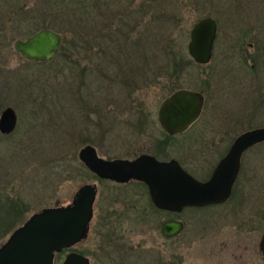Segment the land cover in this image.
Wrapping results in <instances>:
<instances>
[{"label":"rangeland","instance_id":"rangeland-1","mask_svg":"<svg viewBox=\"0 0 264 264\" xmlns=\"http://www.w3.org/2000/svg\"><path fill=\"white\" fill-rule=\"evenodd\" d=\"M169 2L0 0V113L12 106L19 117L13 134L0 133V193L24 203H16L12 217L0 210V246L34 212L67 204L79 186L95 183V215L121 203L118 237L142 245L148 261L161 255L165 264H264V143L245 155L229 202L148 220L141 217L149 208L145 188L91 177L79 158L87 144L104 158L151 152L180 159L207 179L238 135L264 126V53L252 67L256 50L248 44L257 38L264 49V0H177L182 14L173 27L158 20ZM207 16L218 23L213 60L195 63L180 81L181 88L206 95L205 110L188 131L168 138L158 119L169 95L162 66L173 48L192 59L190 32ZM44 26L66 30L68 43L45 62L26 60L15 41ZM163 73L161 83L153 82ZM169 219L183 220L185 230L165 237L161 227ZM89 239L76 249L92 250Z\"/></svg>","mask_w":264,"mask_h":264},{"label":"water","instance_id":"water-1","mask_svg":"<svg viewBox=\"0 0 264 264\" xmlns=\"http://www.w3.org/2000/svg\"><path fill=\"white\" fill-rule=\"evenodd\" d=\"M217 21L207 16L200 19L190 32L188 50L200 65L209 64L214 55ZM63 45V35L43 28L27 39H17L15 50L30 61H47ZM205 96L196 90L181 88L163 100L159 122L170 136L186 132L202 115ZM17 125V113L7 107L0 117V129L11 133ZM264 142V127L249 129L238 135L228 153L221 159L208 180H200L185 170L176 159L163 161L150 154L134 159H106L97 148L87 144L79 152L80 160L95 175L118 183L132 180L144 182L154 205L164 211L180 213L189 207H206L228 201L241 170L243 154ZM98 186L84 183L69 203L44 207L34 212L12 231L0 246V264H56L57 255L65 249L85 242L91 233L95 216ZM185 229L182 220H166L161 231L167 238L180 235ZM264 255V234L259 241ZM61 264H92L91 258L69 251Z\"/></svg>","mask_w":264,"mask_h":264},{"label":"trees","instance_id":"trees-1","mask_svg":"<svg viewBox=\"0 0 264 264\" xmlns=\"http://www.w3.org/2000/svg\"><path fill=\"white\" fill-rule=\"evenodd\" d=\"M156 3L159 0H155ZM166 2V1H165ZM169 2V0H167ZM159 5L163 6L161 3H158ZM158 5V6H159ZM181 8V3H177V0H170V2L167 4V14L165 16V9L159 12L158 20L162 21L163 23L173 27V24L180 21L179 17L182 14V11L179 9ZM162 13V14H160ZM68 16H70V13H68ZM115 21L112 25L116 24ZM116 26V25H114ZM117 27V26H116ZM43 28H51L48 26H44ZM39 29V30H41ZM53 29V28H52ZM113 34L117 33L119 35L120 29L118 30L113 29ZM38 30V31H39ZM55 30V29H54ZM57 31V30H56ZM63 35V44L68 43V35L66 30L58 31ZM173 44V43H172ZM63 46L61 47L60 52L63 49ZM59 52V53H60ZM58 53V54H59ZM56 54V55H58ZM169 54L168 57V66L166 63L162 66V70L164 71V67L167 72H165L161 75L157 76V79L153 82L155 83H161L160 78L164 77L165 82L164 86L165 89L168 91L167 93L171 95L174 91L181 88L180 81L182 79L183 74L192 66L195 64V62L187 55L183 54L182 52L176 53V49L173 48V50ZM166 61V62H167ZM45 62V61H44ZM42 63V62H40ZM167 83H169L167 85ZM168 95V96H169ZM174 136H170L168 134V138H172ZM91 177H94L100 181H106L103 179L98 178L95 174L91 173L89 174ZM134 184L143 187L147 190V186L144 183L141 182H135ZM122 186V185H121ZM113 188H118L117 186H114ZM133 201V200H132ZM18 202L19 207L22 208V204H24L21 199L18 200L11 195H4L0 193V210L7 213V216L12 217L11 213L16 211L18 209L16 207V203ZM127 203V202H126ZM8 204V205H7ZM129 206H133L130 203H127ZM214 206V205H211ZM207 206V207H211ZM148 209L147 211L141 214V217L144 220H148L149 218H158L160 219V216H163L169 212L159 210L155 207V205L152 203L151 199L149 198L148 201ZM207 207H201V208H190V209H198L202 210ZM127 208V207H126ZM129 209V208H127ZM96 216V215H95ZM124 217H125V211L121 203H119L118 207H115V209H109L106 212V215H103L102 213H97L96 218L94 219V224L92 226L91 236L90 239L93 241L96 246H93L91 248L92 250H78L79 252L89 255L92 257L93 264H142L143 261H148L144 258V256L147 255V251L141 249V246H128L127 244H124V237H118V229L121 224L124 223ZM119 240H121V243H119ZM136 247V248H135ZM138 248H140L138 250ZM134 249V250H133ZM116 250L119 252H116ZM115 253L118 254V256H115ZM152 253V252H151ZM62 254H58L57 258H60ZM142 258V259H139ZM138 259V260H137ZM150 261L147 262V264H165V259L163 256H159L158 261H155V256L151 255Z\"/></svg>","mask_w":264,"mask_h":264},{"label":"flooded vegetation","instance_id":"flooded-vegetation-1","mask_svg":"<svg viewBox=\"0 0 264 264\" xmlns=\"http://www.w3.org/2000/svg\"><path fill=\"white\" fill-rule=\"evenodd\" d=\"M218 24V23H217ZM50 29H52V28H50ZM54 30V29H53ZM56 31V30H55ZM58 32V31H57ZM60 33V32H59ZM218 33V32H217ZM217 40V39H216ZM216 40H215V43H216ZM252 40V42H249L248 44H249V49L250 50H256V53L255 54H253L252 55V57H250L249 58V60L251 59V60H253L254 62L251 64L252 65V67H256L257 66V60H260V59H262V56L261 55H263V47L262 46H260L259 45V40L257 39V38H255V39H251ZM258 46V47H257ZM214 52H215V45H214ZM213 57H214V55H213ZM27 60V59H26ZM212 60H213V58H212ZM195 62V61H194ZM196 63V62H195ZM211 63V62H210ZM209 63V64H210ZM197 64V63H196ZM198 65H200V64H198ZM206 65H208V64H206ZM181 89V88H180ZM188 89V88H187ZM193 90V89H192ZM196 91H198V90H196ZM199 92H201V91H199ZM204 96H205V105H206V99H207V97H206V95L203 93V92H201ZM7 107H12V106H6L4 109H6ZM13 108V107H12ZM4 109L1 111V113H0V117H1V114H2V112L4 111ZM15 109V108H14ZM204 110H205V106H204V109H203V112H202V115H203V113H204ZM16 111V110H15ZM16 113H17V111H16ZM201 115V116H202ZM201 116H200V118H201ZM199 118V119H200ZM198 119V120H199ZM197 120V121H198ZM18 121H19V117H18V113H17V125H16V128H15V130L17 129V126H18ZM196 121V122H197ZM193 126V125H192ZM262 127H264V126H262ZM15 130L14 131H12L11 133H4V132H2L1 131V129H0V133L2 134V135H4V136H8V135H11V134H13L14 132H15ZM188 131V130H187ZM185 133V132H184ZM180 135V134H179ZM264 142H262V143H260V144H257V145H255V146H253V147H251V148H249L244 154H243V156H242V160H241V170H240V173H239V176H238V178H237V180H236V182H235V184H234V186H233V191H232V195H231V197H230V199L228 200V201H226V202H224V203H221V204H216V205H214V206H220V205H223V204H225V203H227V202H229L232 198H233V196H234V193H235V189H236V185H237V183H238V180H239V178H240V175H241V171L243 170V165H244V161H245V155L249 152V151H251L252 149H254L256 146H259V145H261V144H263ZM231 147V146H230ZM230 149V148H229ZM228 153V152H227ZM226 153V154H227ZM142 154H150V155H153V156H155L157 159H159V160H163V161H169V160H171V159H176V160H178L179 161V163L182 165V167L185 169V170H187L189 173H191L193 176L195 175L191 170H189L185 165H184V163L180 160V159H177V158H171V159H168V160H164V159H160L158 156H157V154H153V153H151V152H142V153H140L139 155H134V156H128V157H115V158H126V159H134V158H136V157H138V156H140V155H142ZM225 156V155H224ZM223 156V157H224ZM115 158H106V159H115ZM221 161V160H220ZM219 161V162H220ZM218 162V163H219ZM218 165V164H217ZM217 165L215 166V168L217 167ZM215 168L213 169V171H212V173L214 172V170H215ZM212 173L210 174V176L207 178V179H202V178H198V179H200V180H208L210 177H211V175H212ZM196 177V176H195ZM197 178V177H196ZM103 180H106V181H109V182H113V183H115V184H118V185H129V184H134L135 182H141V183H144V182H142V181H136V180H132V181H130V182H128V183H118V182H115V181H112V180H108V179H103ZM145 184V183H144ZM147 186V185H146ZM147 191H148V193H149V189H148V186H147ZM98 196H99V193H98ZM149 197H150V199H151V196H150V193H149ZM151 201H152V199H151ZM152 203H153V201H152ZM154 204V203H153ZM211 206V205H210ZM156 207V206H155ZM157 208V207H156ZM190 208H192V207H189V208H185L182 212H184L185 210H187V209H190ZM95 210H96V203H95ZM160 210V209H159ZM162 211H164V210H162ZM166 212H169V211H166ZM182 212H180V213H176V212H169V213H173V214H181ZM96 214V213H95ZM169 220H180V219H169ZM183 221V220H182ZM184 222V221H183ZM185 223V222H184ZM185 230V229H184ZM183 230V231H184ZM263 234H264V232H263ZM262 234V235H263ZM261 235V236H262ZM261 239V238H260ZM77 247V246H76ZM76 247H74L72 250H74V251H77V252H79L77 249H76ZM260 249V248H259ZM71 250V251H72ZM261 251V250H260ZM81 253V252H80ZM262 253V252H261ZM86 255V254H85ZM262 255H263V253H262ZM87 256H89V255H87ZM90 258H91V261H92V264H93V260H92V257L91 256H89ZM263 257H264V255H263Z\"/></svg>","mask_w":264,"mask_h":264}]
</instances>
